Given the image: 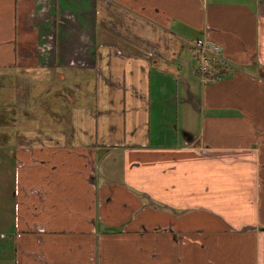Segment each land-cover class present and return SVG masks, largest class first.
Returning <instances> with one entry per match:
<instances>
[{
    "label": "crops",
    "instance_id": "1",
    "mask_svg": "<svg viewBox=\"0 0 264 264\" xmlns=\"http://www.w3.org/2000/svg\"><path fill=\"white\" fill-rule=\"evenodd\" d=\"M0 264H264V0H0Z\"/></svg>",
    "mask_w": 264,
    "mask_h": 264
},
{
    "label": "built area",
    "instance_id": "2",
    "mask_svg": "<svg viewBox=\"0 0 264 264\" xmlns=\"http://www.w3.org/2000/svg\"><path fill=\"white\" fill-rule=\"evenodd\" d=\"M194 46L198 51V73L201 77H206L212 71L211 64L220 59L221 48L207 34L197 39Z\"/></svg>",
    "mask_w": 264,
    "mask_h": 264
},
{
    "label": "rangeland",
    "instance_id": "3",
    "mask_svg": "<svg viewBox=\"0 0 264 264\" xmlns=\"http://www.w3.org/2000/svg\"><path fill=\"white\" fill-rule=\"evenodd\" d=\"M63 92H66V91H63Z\"/></svg>",
    "mask_w": 264,
    "mask_h": 264
}]
</instances>
